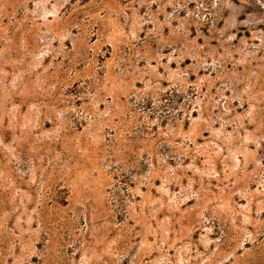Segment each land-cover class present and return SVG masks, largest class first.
Listing matches in <instances>:
<instances>
[{
  "label": "rangeland",
  "instance_id": "obj_1",
  "mask_svg": "<svg viewBox=\"0 0 264 264\" xmlns=\"http://www.w3.org/2000/svg\"><path fill=\"white\" fill-rule=\"evenodd\" d=\"M0 264H264V0H0Z\"/></svg>",
  "mask_w": 264,
  "mask_h": 264
}]
</instances>
